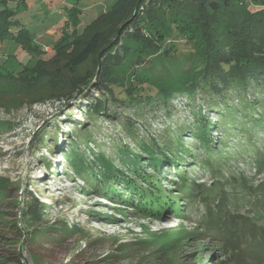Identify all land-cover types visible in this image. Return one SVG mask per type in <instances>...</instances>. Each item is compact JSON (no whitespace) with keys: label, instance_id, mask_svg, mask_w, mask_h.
I'll return each mask as SVG.
<instances>
[{"label":"trees","instance_id":"1","mask_svg":"<svg viewBox=\"0 0 264 264\" xmlns=\"http://www.w3.org/2000/svg\"><path fill=\"white\" fill-rule=\"evenodd\" d=\"M7 2L0 0V47L4 40L15 39L36 59L16 68L7 58H0V90L8 76H34L42 63L56 58L61 50L71 53L91 27L106 18H117L109 34L95 43L89 70L78 80H72L74 87L65 94L70 100L89 85L101 93L91 96L83 106L94 125L89 121L76 122L75 130L65 132L66 141L58 147L55 140L52 143L85 183L100 184L102 193L114 203L128 202L127 205L154 214L168 203L176 208L180 199L192 202L204 189L207 193L214 192L222 187L219 180L214 178L207 188L206 184L190 181L179 167L183 170V166L197 163L215 175L219 164L232 159L225 152L230 148L238 151L235 159L242 157L256 169L264 168V0L257 1L262 3L260 6L245 5L244 0H117L82 30L78 28L80 16L72 18V23L64 19L59 39L49 52L26 27L18 25V11ZM119 13L123 16L116 17ZM201 25L203 32L199 29ZM15 27L17 31H13ZM175 31L189 33L191 39L200 36L196 41L205 48L195 49L196 57L189 67L176 62L173 65L170 60L172 68L158 74V66L147 59L152 53L150 49L156 47L154 37L163 40ZM170 56L171 53L164 58ZM133 63L149 67L133 78ZM159 80L165 82L157 84ZM180 96L189 97L180 107L188 109L193 122L177 127L174 132L167 126L165 136L151 132L148 121L159 115L171 119L177 110L174 100ZM213 115H218L217 119ZM103 119L121 123L119 138H112L115 149L108 154L99 148L87 157L82 147L98 145L95 129ZM73 121L76 120L67 123L72 126ZM212 131L217 133L216 138ZM184 137L195 139L200 145L191 148ZM38 141H44V137L39 135L35 143ZM195 150L203 156H195ZM172 170L173 176L179 172L183 181L179 196L162 185L165 173ZM235 179L244 188L248 184L245 177ZM12 189L0 184V208L16 206L8 199ZM25 199L20 207L22 216L32 223L33 229L42 232L41 239H51L43 228L47 205L32 192ZM5 213L0 210V264H18L22 250L30 249L35 241L33 237L23 240L16 219ZM205 229L201 234L215 230L230 251L255 259V264H264V226L253 225L248 229L249 236L246 233L241 236L238 220L221 209L207 218ZM70 231L74 233L75 229Z\"/></svg>","mask_w":264,"mask_h":264},{"label":"rangeland","instance_id":"2","mask_svg":"<svg viewBox=\"0 0 264 264\" xmlns=\"http://www.w3.org/2000/svg\"><path fill=\"white\" fill-rule=\"evenodd\" d=\"M7 1L18 11V25L26 27L38 44L49 52L59 39L64 19L72 23V18L80 16L78 28L82 30L117 0ZM257 1L244 0V4L260 6L262 3ZM122 16L119 13L116 17ZM116 20L106 18L91 27L71 53L67 49L61 50L56 58L42 63L34 76L15 74L4 79L3 90H0V184L13 187L8 199L16 206L8 205L0 210H5L8 218L16 219L23 240L33 237L35 241L30 249L22 250L18 264H255V259L230 251L227 242L215 230L201 234L206 231L207 218L221 209L238 220L241 236L244 233L249 236L248 229L253 225L264 226V168L256 169L242 157L235 159L238 151L233 148L226 149L232 159L219 164L215 175L197 163L183 166V170L179 167V171L186 173L184 176L195 184H206L209 188L215 178L222 187L210 193L204 189L192 202L180 199L177 210L168 203L154 214L127 205L128 202L114 203L102 193L100 184L89 186L85 183L72 164L58 152V144L66 141L65 132L75 130L76 122L89 121L94 125L83 106L91 96L101 93L89 85L86 91L70 100L65 94L74 87L71 81L78 80L89 70L95 43L109 34ZM202 26L200 32H203ZM72 29L73 26L70 31ZM191 37L181 31L171 32L163 40L154 37L156 47L150 49L152 53L147 59L158 66V74L170 68V60L173 65L176 62L189 67L196 57L195 49L205 48L196 41L200 36ZM169 53L172 56L166 60L164 56ZM0 58H7L18 68L32 63L36 56L17 40L6 39L1 43ZM133 65V78L149 67L147 64ZM162 81L157 84L165 82ZM148 82L154 84L152 80ZM88 93L92 95L85 96ZM186 98L189 100L186 96L174 100L177 110L171 119L166 120L160 115L151 118L148 121L150 131L165 136L167 126L174 132L177 127L192 123L191 113L180 107L187 102ZM196 99L200 100L199 94ZM217 117L213 115L214 119ZM67 120L76 121L71 126ZM96 126L98 145L91 143L88 148L82 147L87 151V157L99 148L113 153L112 138H119L117 134L121 131L120 121L103 119ZM212 134L217 137L215 131ZM39 135L44 141L35 143ZM184 139L191 148L200 145L195 139ZM54 140L56 148L52 144ZM133 148L140 151L135 145ZM194 154L199 158L203 156L197 150ZM165 174L162 178L165 190L179 196L183 186L179 172L175 176L173 170ZM236 177L248 180L245 188ZM29 192L47 205L43 228H46L45 234L52 236L49 240L41 239L39 234L42 232L33 229L32 223L21 214L20 207ZM11 212H15L14 215ZM71 229L75 232L71 233ZM19 246L17 243L16 249Z\"/></svg>","mask_w":264,"mask_h":264}]
</instances>
